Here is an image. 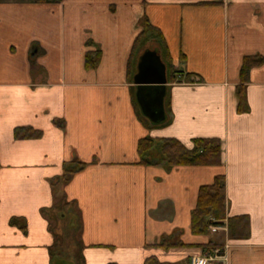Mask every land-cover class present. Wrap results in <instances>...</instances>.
<instances>
[{
	"label": "crops",
	"instance_id": "obj_1",
	"mask_svg": "<svg viewBox=\"0 0 264 264\" xmlns=\"http://www.w3.org/2000/svg\"><path fill=\"white\" fill-rule=\"evenodd\" d=\"M141 18L154 32L136 47ZM97 49L98 67L86 70ZM147 51L165 68L158 122L137 100L148 86L132 80ZM252 56L264 59V0H0V264H74L53 250L48 212L61 194L79 215L82 264H189L216 250L213 264H264V64L250 70L245 111L236 96ZM27 126L41 137L14 139ZM145 136L188 149L218 139L221 163L139 165ZM74 159L88 166L53 188ZM217 176L227 217L248 218V239H227L226 221L207 236L190 231L198 190ZM175 231L183 246H158ZM208 242L222 247L204 252Z\"/></svg>",
	"mask_w": 264,
	"mask_h": 264
},
{
	"label": "trees",
	"instance_id": "obj_2",
	"mask_svg": "<svg viewBox=\"0 0 264 264\" xmlns=\"http://www.w3.org/2000/svg\"><path fill=\"white\" fill-rule=\"evenodd\" d=\"M136 27L141 28V32L134 44V46L138 47L142 44V41L148 38L149 33L154 32V29L145 18L139 19ZM92 44L90 40L85 43L86 46H92ZM134 52L132 51V57ZM100 57L101 52L99 49L86 52L84 55V68L86 70L96 69L99 65ZM262 64H264V59L261 56L243 58L239 72L240 84L236 89L238 112L245 111L247 107L245 101V84L249 81L250 70ZM189 81L185 80V83ZM53 123L59 127H64V122L61 120H55ZM13 137L16 140L38 139L41 137V132L28 126L18 127L14 130ZM193 143V149H188L175 139H158L145 136L137 142L136 152L139 158L138 164L162 167L166 170L183 166L220 165L221 147L218 139H195ZM87 166V163L77 159L66 162L63 166L62 175L51 179V186L57 188L66 185L75 174L83 171ZM71 206H73V202H67L63 194L56 195L54 205L48 212V216L50 212L55 211L62 219L68 217L70 220V228L78 231L80 226L79 215L72 212ZM223 221H226L227 239L245 240L249 238L250 227L246 216L227 217L224 176H217L214 178L212 184L203 185L198 190L196 205L190 215V231L193 235L207 236L210 227L219 226ZM18 222V219H12L10 223L18 224ZM179 234L180 231H175L169 236L162 237L158 246L164 249L183 246L180 241L175 240ZM221 247L212 242L201 245L204 252L221 249ZM144 264L159 263L155 259L150 258Z\"/></svg>",
	"mask_w": 264,
	"mask_h": 264
},
{
	"label": "water",
	"instance_id": "obj_3",
	"mask_svg": "<svg viewBox=\"0 0 264 264\" xmlns=\"http://www.w3.org/2000/svg\"><path fill=\"white\" fill-rule=\"evenodd\" d=\"M136 86H148L138 91L137 100L142 113L153 122L164 119L162 86L166 84L165 68L153 52H145L138 60L133 76Z\"/></svg>",
	"mask_w": 264,
	"mask_h": 264
},
{
	"label": "rangeland",
	"instance_id": "obj_4",
	"mask_svg": "<svg viewBox=\"0 0 264 264\" xmlns=\"http://www.w3.org/2000/svg\"><path fill=\"white\" fill-rule=\"evenodd\" d=\"M148 42L147 46L149 49H153V43ZM64 217V216H62ZM50 225L53 227V232L56 235V242L53 250L57 256H59L60 251H63L68 256L69 260H73L74 264H82V254L79 250V237L73 229L70 228V220L68 217L60 218V216L52 211L49 214ZM61 259V258H60ZM64 260L66 258H63Z\"/></svg>",
	"mask_w": 264,
	"mask_h": 264
},
{
	"label": "built area",
	"instance_id": "obj_5",
	"mask_svg": "<svg viewBox=\"0 0 264 264\" xmlns=\"http://www.w3.org/2000/svg\"><path fill=\"white\" fill-rule=\"evenodd\" d=\"M200 80L193 77L187 84L195 85L198 84ZM224 256V250H216L214 254H202L200 256H193L190 258L189 264H213L221 260Z\"/></svg>",
	"mask_w": 264,
	"mask_h": 264
}]
</instances>
